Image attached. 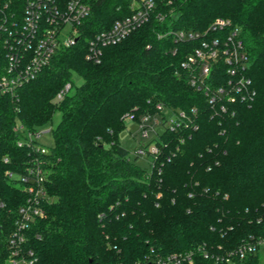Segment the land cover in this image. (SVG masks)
Masks as SVG:
<instances>
[{
  "label": "trees",
  "instance_id": "16d2710c",
  "mask_svg": "<svg viewBox=\"0 0 264 264\" xmlns=\"http://www.w3.org/2000/svg\"><path fill=\"white\" fill-rule=\"evenodd\" d=\"M157 2L146 24L103 46L95 62L86 57L89 39L130 14L132 0H89L79 41L59 49L15 98H0V264H8V237L28 196L17 177L35 154L19 141L25 131L52 125L58 112L54 144L39 155L48 198L29 231L34 264H147L150 256L264 238V0ZM217 19L238 28L255 91L226 112L191 85L182 67L198 41L175 37ZM221 68L215 85L229 79ZM165 108L177 123L164 119L147 170L130 159L119 133L125 115L138 119ZM244 264H260L259 255Z\"/></svg>",
  "mask_w": 264,
  "mask_h": 264
},
{
  "label": "built area",
  "instance_id": "2783aa9c",
  "mask_svg": "<svg viewBox=\"0 0 264 264\" xmlns=\"http://www.w3.org/2000/svg\"><path fill=\"white\" fill-rule=\"evenodd\" d=\"M172 1L168 0V4ZM157 5V0H132L130 14L115 19L108 29L89 39L87 59L99 62L103 46L125 40L136 28L150 20ZM90 14L89 0H0V98H15L24 84L37 78L51 63L59 49L75 45L82 33L80 29ZM175 37L198 41L182 62V67L188 71L191 85L203 91L213 107L219 106L221 111L226 112L229 103L253 98L255 91L245 70L248 54L238 28L230 20L217 19L202 32L179 30ZM222 65L226 67L229 79L215 85L212 83L213 76L222 69ZM70 87L71 84L67 83L57 98L62 99ZM157 107L162 109L161 105ZM180 116H184V113ZM126 118L136 117L127 114ZM151 119L153 114L150 113L142 114L137 119L141 135L145 138L150 135L146 123ZM176 120L175 115L169 120V125L177 123ZM154 122L160 123V120L155 118ZM15 128L20 130L22 126ZM50 129L25 131L19 141V144L27 142L32 145L35 154L25 171L17 177L28 196L18 208L8 237V264H34L36 260L34 251L29 247V231L44 215L43 206L48 198V170L39 155L49 151L38 143V138ZM148 148L145 151L152 156L159 152L156 141ZM7 174L14 176L11 171ZM0 205L3 206L2 203ZM263 244L264 238L249 236L229 249H210L200 245L183 252L150 256L147 264H244L249 256L259 255Z\"/></svg>",
  "mask_w": 264,
  "mask_h": 264
},
{
  "label": "rangeland",
  "instance_id": "374dc122",
  "mask_svg": "<svg viewBox=\"0 0 264 264\" xmlns=\"http://www.w3.org/2000/svg\"><path fill=\"white\" fill-rule=\"evenodd\" d=\"M77 83H81V79L78 76H75ZM58 95V94H57ZM60 113H56L54 116L53 124L50 125V128H53L56 126V124L60 120ZM175 117L174 113L169 109L165 108L163 110V114H153V119L151 121H148L146 125L148 126V129L150 130L149 137H143L141 135V129H140V122L135 119L126 118L125 119V125L121 129L119 133V141L122 146L127 148L129 150V157L132 161H134L136 164L141 166L144 169L149 170L152 163V154L145 151V145L149 142H153L154 139H156L160 133L164 131V119H168L166 122V125H169V120L171 118ZM158 118L160 120V123H155L154 119ZM47 127V128H49ZM46 128V129H47ZM45 131V130H43ZM38 143L44 145L47 148H51L54 144V134L51 131H45L42 133V136L38 138ZM149 149V148H148ZM141 150L144 152L141 153ZM259 260L260 264H264V244L260 248L259 252Z\"/></svg>",
  "mask_w": 264,
  "mask_h": 264
}]
</instances>
